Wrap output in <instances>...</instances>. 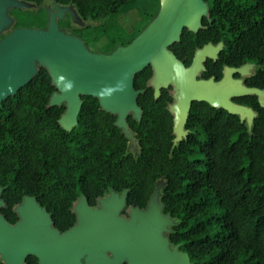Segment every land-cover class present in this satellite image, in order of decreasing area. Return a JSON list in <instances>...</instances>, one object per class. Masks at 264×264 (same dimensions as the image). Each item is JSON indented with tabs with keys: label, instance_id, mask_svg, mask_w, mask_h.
Listing matches in <instances>:
<instances>
[{
	"label": "trees",
	"instance_id": "trees-1",
	"mask_svg": "<svg viewBox=\"0 0 264 264\" xmlns=\"http://www.w3.org/2000/svg\"><path fill=\"white\" fill-rule=\"evenodd\" d=\"M22 1L40 6L45 0ZM55 1L74 5L83 20L95 23L112 21L135 4V0ZM203 1L209 16L203 18L202 29L197 33L185 29L170 50L189 67L197 49L222 43L218 59L207 60L201 78L219 81L224 67L254 64L256 72L244 84L263 90L264 0ZM152 18L148 13L146 22ZM89 31L74 35L89 46L93 41L82 36ZM129 42L113 37L109 44ZM151 77L150 68L135 76L134 89L143 92L137 98L142 117L139 122L127 119L140 148L137 158L127 153L128 141L115 126L117 117L102 111L92 97H81L77 127L63 130L58 121L65 107H48L55 88L43 68L2 102L0 188L6 208L0 214L15 224L13 208L24 197H34L63 233L76 222L71 208L81 195L94 206L110 190H127V206L143 209L156 182L164 179L163 213L177 223L169 240L180 245L192 264H264V108L255 96L233 100L256 113L248 131L238 116L204 102L193 103L185 125L187 137L174 147L170 90L162 89L155 99L147 86ZM26 264H38L37 259L28 257Z\"/></svg>",
	"mask_w": 264,
	"mask_h": 264
},
{
	"label": "water",
	"instance_id": "water-1",
	"mask_svg": "<svg viewBox=\"0 0 264 264\" xmlns=\"http://www.w3.org/2000/svg\"><path fill=\"white\" fill-rule=\"evenodd\" d=\"M51 1L53 8L47 9L46 28L31 29L14 27L9 14L14 9L38 7L36 4L0 0V106L43 68L55 88L48 107H65L58 121L63 130L70 132L77 127L81 97H92L102 111L117 117L115 126L128 141L127 153L131 154L129 148L136 144L137 155H131L137 158L140 148L127 119L131 116L137 122L141 120L137 98L143 92L134 89V79L150 68L152 77L147 86L153 89L154 98L160 97L162 89L170 90L168 112L172 116L174 147L187 137L185 125L193 103L204 102L238 116L251 131L256 113L233 100L255 96L264 108V89L244 84L255 74L256 66L224 67L219 81L204 80V64L218 59L222 43L197 49L189 67L170 50L180 42L185 29L192 33L202 29L203 18L209 16L203 0H158L159 9L144 29L128 44L117 45L110 52L93 51L80 37L62 32L58 21L66 17L70 6L76 7ZM165 186L164 179L156 182L143 209L127 206V190H110L97 198L94 206L81 195L71 208L76 222L63 233L54 227L51 215L36 198L24 197L13 208L18 218L15 224L0 214V262L26 264L28 257H34L38 264H192L180 245H172L169 240L177 223L170 214L163 213ZM2 191L0 188V209L6 208Z\"/></svg>",
	"mask_w": 264,
	"mask_h": 264
},
{
	"label": "rangeland",
	"instance_id": "rangeland-1",
	"mask_svg": "<svg viewBox=\"0 0 264 264\" xmlns=\"http://www.w3.org/2000/svg\"><path fill=\"white\" fill-rule=\"evenodd\" d=\"M51 8H53L52 1L45 0L42 5L38 7L35 6L27 11L21 9L11 10L9 15L15 23L14 27L45 29L48 23L47 9ZM158 9L159 3H150L149 0H135L134 6H127L117 16V23L109 21L95 25L91 24L93 22L83 21L77 15L75 8L70 6L66 17L59 20L58 24L60 30L68 34H74L75 31L85 30L84 28L86 27V29L89 28L92 31L82 33V36L84 38H86L84 35L94 37L97 41L92 45V48L98 50V52H106V47L102 51H99V49L109 43L113 37L114 39H121L125 42L132 41L148 23L146 22V15L149 13L154 16ZM123 13H126V15H122ZM12 29L13 27L11 29H6L3 34L6 35ZM126 35H130V37L127 38ZM254 72H256V69H254ZM254 72L252 70V73ZM136 146L137 145L134 144L129 148V152L133 155H137Z\"/></svg>",
	"mask_w": 264,
	"mask_h": 264
},
{
	"label": "crops",
	"instance_id": "crops-1",
	"mask_svg": "<svg viewBox=\"0 0 264 264\" xmlns=\"http://www.w3.org/2000/svg\"><path fill=\"white\" fill-rule=\"evenodd\" d=\"M122 15H126V13H123ZM116 18L118 19V17H115V19H113L112 21L117 23L118 21H117ZM93 38H94V37H91L90 35H88L85 39H87V40H92L93 42L90 44L89 48H90L91 50H93V51H97V52H98V50H94V49L92 48V45H94V44L96 43V41L93 40ZM82 40H83V39H82ZM117 45H119V44L111 45V44L107 43L106 45L102 46V47L99 49V51H102V50L106 47V48H107L106 52H110V51H112Z\"/></svg>",
	"mask_w": 264,
	"mask_h": 264
}]
</instances>
